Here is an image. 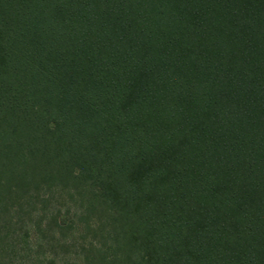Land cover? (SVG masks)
I'll return each instance as SVG.
<instances>
[{
  "label": "trees",
  "instance_id": "16d2710c",
  "mask_svg": "<svg viewBox=\"0 0 264 264\" xmlns=\"http://www.w3.org/2000/svg\"><path fill=\"white\" fill-rule=\"evenodd\" d=\"M57 261L264 264V0H0V264Z\"/></svg>",
  "mask_w": 264,
  "mask_h": 264
},
{
  "label": "rangeland",
  "instance_id": "374dc122",
  "mask_svg": "<svg viewBox=\"0 0 264 264\" xmlns=\"http://www.w3.org/2000/svg\"><path fill=\"white\" fill-rule=\"evenodd\" d=\"M79 229H81L80 227H79ZM74 258L73 257H71V260L74 262V260H73ZM71 263V262H70ZM69 263V264H70ZM57 264H60V262L59 261H57Z\"/></svg>",
  "mask_w": 264,
  "mask_h": 264
}]
</instances>
